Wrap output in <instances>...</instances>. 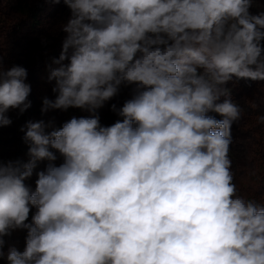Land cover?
I'll use <instances>...</instances> for the list:
<instances>
[{
	"label": "clouds",
	"instance_id": "1",
	"mask_svg": "<svg viewBox=\"0 0 264 264\" xmlns=\"http://www.w3.org/2000/svg\"><path fill=\"white\" fill-rule=\"evenodd\" d=\"M63 3L67 36L48 77L57 95L44 98L41 111L93 116L50 132V123L29 121L21 129L29 161L0 160V259L264 264V203L240 194L229 155L244 110L228 85L264 80L256 0ZM26 78L22 66L5 69L0 55V128L11 125L10 110L31 106ZM121 85H135L133 96L112 105L121 120L102 126L97 110ZM257 120L264 124V116ZM45 160L32 191L25 181ZM17 229L27 230L26 246L5 253L4 237Z\"/></svg>",
	"mask_w": 264,
	"mask_h": 264
},
{
	"label": "trees",
	"instance_id": "2",
	"mask_svg": "<svg viewBox=\"0 0 264 264\" xmlns=\"http://www.w3.org/2000/svg\"><path fill=\"white\" fill-rule=\"evenodd\" d=\"M49 1L0 0V55L3 56L4 63L11 67L19 65L25 68L30 61H36L35 67L32 68V74L33 76L37 75V78L31 86V92L33 102L37 105V112L43 117L45 123H48V117L56 118L57 116L62 117L65 121L73 117L91 118L93 113L80 108H69L66 111L59 109L41 111L44 98L54 100L57 95L52 91L56 81L54 79L50 81L48 77L52 69L59 67L54 61L59 59L63 42L67 36V33L62 30V26L66 22L60 12L47 14L45 20L42 19L43 11ZM25 24L28 25V30L22 32L21 26ZM5 44L10 46L7 51L1 48ZM8 52L17 55L18 63L10 58ZM63 63L67 64L68 60ZM134 88L135 85H121L117 95L112 98L113 105H116L117 109L121 108L123 101L132 98ZM112 111L111 106L107 107L105 113L101 115L102 126H108L113 122ZM259 124L264 127V124ZM237 126L231 129L233 140L229 153L234 173L236 169H240L239 173L237 172L238 177L235 175V183L240 194L264 203V128H239ZM255 129H259L255 144L245 146L242 142L244 135L240 132L252 131L254 133ZM54 152L60 159L59 164L63 163V157L59 152ZM248 154L253 155L250 160L254 166L255 175L244 168L243 162Z\"/></svg>",
	"mask_w": 264,
	"mask_h": 264
},
{
	"label": "rangeland",
	"instance_id": "3",
	"mask_svg": "<svg viewBox=\"0 0 264 264\" xmlns=\"http://www.w3.org/2000/svg\"><path fill=\"white\" fill-rule=\"evenodd\" d=\"M6 1V0H5ZM9 1V0H8ZM253 13L264 11V0H256V3L254 4L253 8L251 9ZM55 12H60L64 16V20L67 23V21L70 19L71 12L70 9L63 3V0H60L59 3L54 2V0H50L47 6L45 7L42 19L45 20L47 14H53ZM28 30V25H22L21 31L25 32ZM10 46L3 45L1 48H3L4 51L9 50ZM10 58L18 63V57L16 54H13L12 52H8ZM36 65V61H30L29 64L25 66V69L27 70V78L25 83L32 86L34 83V80L37 78V75L33 76L32 68H34ZM3 66L5 69L11 68L10 65L5 64L3 61ZM228 87L231 89V95L234 102L239 104L241 108H243L244 112L242 115V118L238 122H234L232 125V128L237 127L239 128H264L259 123L257 118L259 116H264V80H257L252 81L250 79H240L238 81L230 82ZM130 91V90H129ZM131 93V91H130ZM29 101L31 102V106L25 110L23 113H20L18 109L10 110L7 115L12 120L11 125L5 126L0 128V160L7 162L9 160L13 161H20L21 164L27 163L30 159L28 155L29 147L31 146V142L25 141V131H26V124L29 121L37 122L43 120L42 116L37 112V105L35 102H33L32 92H30L29 95ZM112 100L110 99L105 103V105L97 110V113L99 117L101 118V115H103L107 109V107L112 108ZM126 102V101H125ZM124 101L122 104L125 103ZM252 104H256L257 107H252ZM211 115H217L215 113H210ZM112 115L114 120L112 119V123H110L108 126H111L118 120H121L122 118L117 115L116 111H112ZM50 116V115H49ZM217 118H220L217 116ZM69 121V120H68ZM47 122L45 123L48 125L50 123L49 127H46L45 131L50 132L54 129H59L63 126V124L67 121H65L62 117L57 116L56 118L48 117ZM110 122V121H109ZM24 128L25 131H21V129ZM259 132V129H255V132L252 131L249 132H240L244 135V139L242 140L243 144L245 146H253L256 142V136ZM53 152L56 150H52ZM55 153V152H54ZM248 157L246 160H244V168L248 172H253V164L251 163V154L247 155ZM60 159H56L53 163H55L57 166H59ZM63 162V160H62ZM48 161H40L37 163V167L33 172V175L31 178L27 179L25 183L31 188L32 191L35 190V181L37 179L36 172L42 171L46 168V165L48 164ZM240 169L235 170V175L238 177L237 172L239 173ZM235 176V178H236ZM234 178V179H235ZM36 208L32 207L29 219L26 221L27 223H31V217L35 214ZM26 237H27V230L26 229H17L11 233L10 236L4 237L5 239V245H4V252L7 253L9 247H16L18 250L23 251L26 246ZM0 264H8L6 258L0 259Z\"/></svg>",
	"mask_w": 264,
	"mask_h": 264
}]
</instances>
